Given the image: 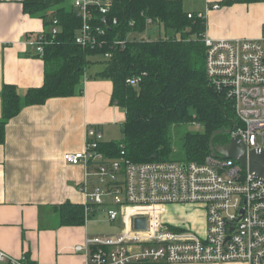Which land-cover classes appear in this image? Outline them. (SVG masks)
<instances>
[{
  "label": "built area",
  "instance_id": "obj_1",
  "mask_svg": "<svg viewBox=\"0 0 264 264\" xmlns=\"http://www.w3.org/2000/svg\"><path fill=\"white\" fill-rule=\"evenodd\" d=\"M108 1L74 0L72 5L82 19L77 43L102 47L97 36L104 29L93 26L91 6H99L105 15ZM219 7L218 3L213 6ZM102 23H108L105 17ZM147 23L149 31L153 19ZM53 24L56 34L57 19ZM204 41L210 81L234 102L236 121L230 138L245 142L248 151L264 150V34L257 39L204 36ZM27 44L40 56L44 54V36ZM129 81L135 84L137 79ZM101 142V130L89 126L84 148L64 155L67 163L85 167L80 190L86 197V221L103 209L110 222L122 227L117 234L88 235L76 245L85 264H264L263 178L232 158L212 153L203 162L138 163L125 156L121 144V156L110 158L99 149ZM91 177L97 182H91ZM174 205L202 208L203 232L167 221ZM137 217L146 218L144 229L135 227ZM0 264H29V260L26 254L14 256L0 248Z\"/></svg>",
  "mask_w": 264,
  "mask_h": 264
},
{
  "label": "trees",
  "instance_id": "obj_2",
  "mask_svg": "<svg viewBox=\"0 0 264 264\" xmlns=\"http://www.w3.org/2000/svg\"><path fill=\"white\" fill-rule=\"evenodd\" d=\"M66 1L22 0L24 12L42 18L46 27L41 56L45 79L42 86L25 90L3 85L0 144L5 142L8 121L24 107L43 104L52 97L73 96L77 88L82 92V79L97 64L102 69L94 76L112 81L111 104L126 115L123 137L100 143L106 156L119 158L123 144L125 156L138 163L203 162L211 153L214 132L221 131L213 137L214 146L229 142L236 121L234 102L215 88L207 74L205 17H189L182 0H109L105 15L99 6H91L93 26L104 29L97 36L102 47L94 48L77 43L82 19ZM255 2L264 0H224L228 5ZM149 18L158 20V28L152 32L148 31ZM54 19L59 27L56 34L52 32ZM119 40L121 44L116 43ZM131 79H137L136 83L131 84ZM193 125L198 129H191ZM58 210L61 225L85 221L83 204L65 202Z\"/></svg>",
  "mask_w": 264,
  "mask_h": 264
},
{
  "label": "crops",
  "instance_id": "obj_3",
  "mask_svg": "<svg viewBox=\"0 0 264 264\" xmlns=\"http://www.w3.org/2000/svg\"><path fill=\"white\" fill-rule=\"evenodd\" d=\"M182 1L185 11L204 15L206 37L257 39L264 34V2ZM216 3L219 8H213ZM45 30L42 18L24 12L22 0H0V118L5 83L21 90L44 84L45 62L27 40L43 36ZM97 65L87 70L82 92L77 88L73 96L26 106L5 128L0 144V248L14 256L26 254L34 264H85L75 246L92 236L89 222L109 225L111 230L103 234L118 233L111 227L117 223L103 209L81 225H61L58 210L65 202H86L80 190L85 167L67 163L64 155L84 148L89 126L101 130L102 141L118 140L108 129L126 118L121 107L111 104L112 81L94 76L102 69Z\"/></svg>",
  "mask_w": 264,
  "mask_h": 264
},
{
  "label": "rangeland",
  "instance_id": "obj_4",
  "mask_svg": "<svg viewBox=\"0 0 264 264\" xmlns=\"http://www.w3.org/2000/svg\"><path fill=\"white\" fill-rule=\"evenodd\" d=\"M200 5V2H197ZM192 14H196V13H192ZM198 15V14H196ZM155 27L158 28V20L157 22H155L153 20V23L151 25V28L149 29V32L153 31L152 29H154ZM157 30V29H156ZM155 30V32H156ZM97 66H101V64H98ZM90 72V71H89ZM197 125H193V127H191V129H198ZM109 134L114 137V139H121L123 137V133H122V124H116L114 126H112L111 128L108 129ZM180 136V134L176 133V139H178ZM175 149H177V146H175ZM202 208L197 207L196 210L191 207V206H187V207H183L180 205H174L171 206L165 219L171 223H183V225H185L188 228L191 227H195V229H197L199 232H203L204 230V224H203V214H202ZM175 221V222H174ZM109 227V225L107 226V224H105L104 222L100 221V222H89V231L92 233L93 235H106L103 234L107 228ZM113 227V229H115V232H119L121 231L122 227L117 225L116 226H111ZM111 228L109 227V229L107 230L110 231ZM106 233V232H105Z\"/></svg>",
  "mask_w": 264,
  "mask_h": 264
},
{
  "label": "water",
  "instance_id": "obj_5",
  "mask_svg": "<svg viewBox=\"0 0 264 264\" xmlns=\"http://www.w3.org/2000/svg\"><path fill=\"white\" fill-rule=\"evenodd\" d=\"M221 131L214 132L210 140V148L213 156H220L223 158H232L236 160L244 169L256 177L264 179V150L257 151L252 149L248 151L245 142L239 138H230L229 142L221 146L213 145V137ZM135 227L144 229L146 227V218H135Z\"/></svg>",
  "mask_w": 264,
  "mask_h": 264
}]
</instances>
